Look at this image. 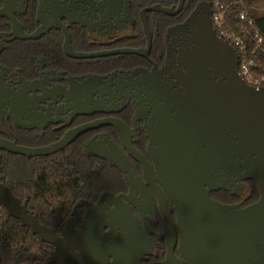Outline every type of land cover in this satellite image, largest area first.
<instances>
[{
	"label": "flooded vegetation",
	"instance_id": "1",
	"mask_svg": "<svg viewBox=\"0 0 264 264\" xmlns=\"http://www.w3.org/2000/svg\"><path fill=\"white\" fill-rule=\"evenodd\" d=\"M200 3L212 1L184 0L171 15L145 10H173L178 0H0V140L48 147L82 128L56 154L100 166L65 221L46 227L59 239L99 227L107 244L131 228L134 244L143 247L141 264L165 260L168 226L156 189L174 226L178 213L156 166L157 129L160 118L172 119L168 107L181 90L185 43L176 28ZM208 173L212 202L242 211L259 201V186L243 177L242 166ZM261 221L253 242L264 258ZM175 232L172 254L181 260ZM46 245L49 257L54 247ZM77 252L76 242H67L61 258Z\"/></svg>",
	"mask_w": 264,
	"mask_h": 264
},
{
	"label": "water",
	"instance_id": "2",
	"mask_svg": "<svg viewBox=\"0 0 264 264\" xmlns=\"http://www.w3.org/2000/svg\"><path fill=\"white\" fill-rule=\"evenodd\" d=\"M183 3L178 0L173 10L156 6L145 12L174 15ZM210 13L211 4L200 3L176 28L184 37L180 57L184 73L178 76L181 90L173 95L168 107L174 112L172 119L159 120L156 166L169 199L176 204L178 223L172 225L155 188L168 226L166 257L157 264H264L253 242L264 216V87L254 88L239 76V56L217 36ZM113 125L120 129L117 123ZM83 131L76 129L58 143L41 148L0 140V151L27 159L48 157L65 149ZM232 164L242 166L243 177L255 181L260 189L259 201L246 210L214 203L205 191L208 169ZM26 205V200L21 202L0 183V206L7 216L54 247L43 264H141L143 247L134 244L131 228L121 236H113L107 244L99 227L59 239L36 220ZM175 228L179 231L181 260L172 254ZM72 241L78 252L65 254L62 259L64 246Z\"/></svg>",
	"mask_w": 264,
	"mask_h": 264
},
{
	"label": "trees",
	"instance_id": "3",
	"mask_svg": "<svg viewBox=\"0 0 264 264\" xmlns=\"http://www.w3.org/2000/svg\"><path fill=\"white\" fill-rule=\"evenodd\" d=\"M219 1L226 8V28L243 42L252 75L264 78V52L256 48L253 37L257 32L264 38V0ZM241 13L252 20V27L239 20ZM99 167L96 162L81 164L67 152L26 161L0 151V183L18 199L27 198V209L36 220L54 229L68 217ZM48 248L0 206V264H43Z\"/></svg>",
	"mask_w": 264,
	"mask_h": 264
},
{
	"label": "built area",
	"instance_id": "4",
	"mask_svg": "<svg viewBox=\"0 0 264 264\" xmlns=\"http://www.w3.org/2000/svg\"><path fill=\"white\" fill-rule=\"evenodd\" d=\"M225 11L226 8L219 0H214L211 4L210 21L212 28L217 36L224 41H227L237 52L239 56L238 73L239 76L250 86L254 88L264 87V78H255L250 68L252 63L246 59L245 47L242 40L225 26ZM239 20L245 23L248 27L253 26L251 19L247 18L244 13L239 15ZM256 48L264 52V38L257 32L254 33Z\"/></svg>",
	"mask_w": 264,
	"mask_h": 264
},
{
	"label": "rangeland",
	"instance_id": "5",
	"mask_svg": "<svg viewBox=\"0 0 264 264\" xmlns=\"http://www.w3.org/2000/svg\"><path fill=\"white\" fill-rule=\"evenodd\" d=\"M21 200H23V198H21Z\"/></svg>",
	"mask_w": 264,
	"mask_h": 264
}]
</instances>
